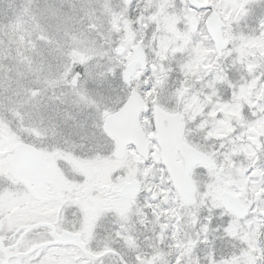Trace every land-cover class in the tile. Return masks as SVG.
I'll list each match as a JSON object with an SVG mask.
<instances>
[{
	"label": "snow or ice",
	"instance_id": "obj_1",
	"mask_svg": "<svg viewBox=\"0 0 264 264\" xmlns=\"http://www.w3.org/2000/svg\"><path fill=\"white\" fill-rule=\"evenodd\" d=\"M0 264H264V0H0Z\"/></svg>",
	"mask_w": 264,
	"mask_h": 264
}]
</instances>
